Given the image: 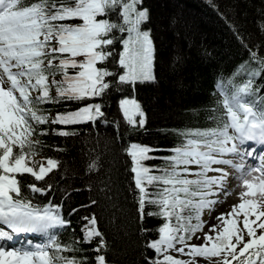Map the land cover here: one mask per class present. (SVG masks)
<instances>
[{
	"label": "snow or ice",
	"instance_id": "snow-or-ice-1",
	"mask_svg": "<svg viewBox=\"0 0 264 264\" xmlns=\"http://www.w3.org/2000/svg\"><path fill=\"white\" fill-rule=\"evenodd\" d=\"M76 18L80 22H70ZM149 19L143 0H0V264H109L108 241L94 213L84 217L81 236L73 231L67 241L60 239L59 231L71 227V220L63 215L62 203L43 196L57 190L53 184L40 186L60 161L34 160L43 142L33 137L49 131L74 136L75 129L57 126L95 123L104 117L100 101L110 93L155 79L151 29L142 27ZM244 47L249 58L216 83L219 98L207 116L214 126L174 129L179 142L170 148L130 142L123 149L131 158L134 188L128 191L138 206L140 236L158 232L157 239L141 241L144 264H195L170 255V249L218 258L213 264H264V198H246L257 192L264 197V151L255 150L264 146V95L255 83L264 73V57ZM49 103L63 104L64 110L52 115L44 107ZM74 104L79 106L70 107ZM118 105L128 126L145 128L146 114L134 97L122 96ZM257 155L259 163L248 165L247 159ZM98 160L92 159L87 171L96 170ZM150 160L162 164L146 163ZM225 165L240 173L246 191L232 211L218 214L221 227L212 224L203 243H188L204 226L203 211L210 213L219 202L210 197L230 191ZM23 174L34 179L28 182ZM101 191L111 189L106 185ZM37 194L41 199L34 202ZM96 203L89 199V205ZM146 205L156 209L147 215L164 220L157 228L144 226ZM29 234L43 242L33 243ZM89 251L95 255L89 257Z\"/></svg>",
	"mask_w": 264,
	"mask_h": 264
},
{
	"label": "trees",
	"instance_id": "trees-1",
	"mask_svg": "<svg viewBox=\"0 0 264 264\" xmlns=\"http://www.w3.org/2000/svg\"><path fill=\"white\" fill-rule=\"evenodd\" d=\"M143 7L149 9L150 19L144 25L151 29L153 38L155 79L110 93L100 101L104 117L95 123L57 126L67 127L69 131L75 129L77 134L74 136H59L49 131L46 135L33 137L43 142L35 155L60 161L58 168L52 170L40 185L53 184L57 190L49 194L54 202L63 204L65 218L71 220V227L59 235L60 239L67 241L73 231L81 236V229L86 224L84 217L94 213L108 241L109 264H144L141 241L154 239L158 234L150 231L145 237L140 236L138 206L128 191L130 185L134 188L131 158L123 149L130 142L170 148L179 142L172 130L214 126L207 116L219 98L217 81L222 76L226 79L249 58L244 44L264 57V0H143ZM70 22L80 21L76 18ZM108 63L111 66V61ZM72 71L70 68V74ZM55 79H61L60 75ZM255 83L264 95V87H261L264 86V73ZM51 91L55 95L54 86ZM125 95L134 97L145 112L144 129H133L126 124L118 105ZM44 107L52 109V115L57 109L64 110L63 104L49 103ZM168 154L153 153L156 156ZM96 157H99V167L87 171L88 164ZM146 163L161 165L162 161ZM24 178L28 182L33 180L28 176ZM106 185L110 192L101 191ZM65 190L67 196H64ZM148 190L154 191L151 186ZM90 198L97 201L96 205H89ZM40 199L38 196L34 202ZM80 205L86 207L78 208ZM72 208H78V211L69 217ZM155 210L154 206L146 205V228H157L164 222L162 217L147 215ZM183 214L188 215V212ZM87 255L92 257L95 253L89 251Z\"/></svg>",
	"mask_w": 264,
	"mask_h": 264
},
{
	"label": "bare ground",
	"instance_id": "bare-ground-1",
	"mask_svg": "<svg viewBox=\"0 0 264 264\" xmlns=\"http://www.w3.org/2000/svg\"><path fill=\"white\" fill-rule=\"evenodd\" d=\"M225 187L227 190H230V191H228L227 195H224V193L220 194V197L218 198L219 202L217 204H215L214 209L205 217L206 222L202 228L203 232L200 233V231H201L200 230L199 231L200 234L198 233V235L195 237V239L201 238L200 242L197 243L198 242L197 241L195 243L200 244V243L204 242L203 241V233L209 231L210 225L216 224L218 226V228L221 227V221L217 219L218 214H220V213L227 214L230 211H232V206L238 205L240 203V199H241L240 193L242 191H246L244 186H243L242 179H238V178H234V177L227 181ZM246 198H255V199L259 200V199L264 198V197H261V194L259 192H257L255 194V196L248 195V196H246ZM238 224L241 228L243 227V214L242 213L240 214V219L238 221ZM171 251H172L174 257H177V258L182 259V260H189V261L194 260L195 264H213V262L218 259L216 257H212V258L199 257V256L190 257L187 254V249H185V253L176 252L175 249H173V250L170 249L169 253Z\"/></svg>",
	"mask_w": 264,
	"mask_h": 264
},
{
	"label": "rangeland",
	"instance_id": "rangeland-1",
	"mask_svg": "<svg viewBox=\"0 0 264 264\" xmlns=\"http://www.w3.org/2000/svg\"><path fill=\"white\" fill-rule=\"evenodd\" d=\"M142 27H144V28H148V27H145V26H142ZM151 71H152V74H154L153 73V62H152V68H151ZM44 157H42V156H38V155H34V157H33V159L34 160H36V161H38V162H40V161H43L45 164H46V160L45 159H43ZM231 158V157H230ZM223 167V166H222ZM54 170V169H53ZM210 175H212V174H215V173H209ZM20 174H18V176H19ZM23 176H28V177H31V175L30 174H23ZM32 178V177H31ZM32 179H34V178H32ZM234 180V179H233ZM210 198H212V199H216L217 197H210ZM209 214V211H208V209H205L204 211H203V214H202V220L203 221H205L206 222V219H205V217L207 216ZM175 218H173V220H174ZM193 223H195V220H193L192 221ZM204 225H205V223H204ZM199 231L200 230H198L196 233H194L193 234V238L190 240V241H188V243H195V242H197V243H199L200 242V240H201V238H198V239H195V237L198 235V233H199ZM201 232H203V229H201V231H200V233ZM199 233V234H200ZM158 238V237H157ZM156 238V239H157ZM196 243V244H197ZM176 247H180V245L179 244H177L176 245ZM171 250H173V249H171ZM170 255H173V253H172V251L169 253ZM177 254V253H176ZM148 255H150V256H155V252H154V250H151V249H149L148 250Z\"/></svg>",
	"mask_w": 264,
	"mask_h": 264
}]
</instances>
